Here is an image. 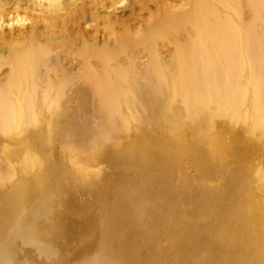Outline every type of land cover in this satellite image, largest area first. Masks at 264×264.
<instances>
[{
    "label": "bare ground",
    "instance_id": "6f19581e",
    "mask_svg": "<svg viewBox=\"0 0 264 264\" xmlns=\"http://www.w3.org/2000/svg\"><path fill=\"white\" fill-rule=\"evenodd\" d=\"M254 214L264 0H0V264H264Z\"/></svg>",
    "mask_w": 264,
    "mask_h": 264
},
{
    "label": "rangeland",
    "instance_id": "374dc122",
    "mask_svg": "<svg viewBox=\"0 0 264 264\" xmlns=\"http://www.w3.org/2000/svg\"><path fill=\"white\" fill-rule=\"evenodd\" d=\"M240 146V150L241 151H243V148L244 147H246V145H244L243 146V144H240L239 145ZM243 146V147H242ZM248 148V149H247ZM253 147H246L245 149H244V151H247L246 153L248 154L247 155V157L249 156V162H250V164H252V162H253V164L254 163H256L259 159H256V158H252L251 159V156L253 155ZM243 151V152H244ZM245 153V152H244ZM251 153V154H250ZM109 154V155H108ZM250 154V155H249ZM104 155H106V156H104V161L101 163V165L100 166H102V167H105V170L106 171H108L109 170V168L111 167L110 165V163L112 162V160H114L115 158V156L113 155V154H110V151H108V153L107 152H105V154ZM252 157H254V156H252ZM101 158H103V156L101 157ZM113 158V159H112ZM257 160V161H256ZM252 161V162H251ZM109 164V165H108ZM64 171H67V170H63V175L64 176H66V173L67 172H64ZM188 171V170H187ZM190 171V170H189ZM188 171V172H189ZM94 177V176H93ZM98 178H92V177H89V180H92L91 182H93V181H95V182H93V184L95 185V187L96 188H98V187H100V185H102L101 183H99V179L97 180ZM172 179V178H171ZM66 181H68V180H66ZM65 181V182H66ZM172 181V180H171ZM177 182H179V183H177ZM71 182H70V180L68 181V184H70ZM176 183H177V185H176ZM100 184V185H99ZM179 184H180V179H178L177 177L176 178H173V181H172V184L170 185L171 186V189L172 190H176L177 189V186H179ZM174 187V188H173ZM79 196V198H84L85 196L84 195H78ZM257 200L259 199L258 197L256 198ZM70 200H72L73 201V197L72 198H70ZM75 202V201H74ZM183 207L182 209H181V212H182V214H183V211H185V214H183L182 215V218H184V220L182 219L181 220V222H179V224H178V226L179 227H181L180 229H183V227H184V223H185V221H187V220H190V218L195 214V210L194 209H192L193 207L191 206V204L190 203H187V202H184L183 204L181 203H179V210H180V207ZM187 208V209H186ZM191 210V211H190ZM189 212V213H188ZM193 212V213H192ZM188 213V214H187ZM254 217V218H253ZM187 219V220H186ZM261 219V220H260ZM255 224V225H254ZM251 228L254 230V232L256 233V235L258 236H256L257 237V241H258V244H259V246L260 247H262L261 249H262V252H263V248H264V220L262 219V217L259 215V214H254L252 217H251ZM262 245V246H261ZM20 246V245H19ZM263 255H264V252H263ZM241 257V258H240ZM239 257V260H238V257L236 256L235 258H228L227 259V261H226V264H245L246 262V264H250L249 263V261L248 260H246L245 261V259H244V257L243 256H240ZM243 259H244V261H243ZM232 260V261H231ZM238 260V261H237ZM242 260V261H241ZM230 261V262H229ZM234 261V262H233ZM232 262V263H231ZM239 262V263H238Z\"/></svg>",
    "mask_w": 264,
    "mask_h": 264
}]
</instances>
